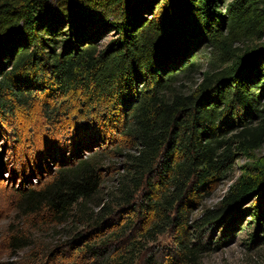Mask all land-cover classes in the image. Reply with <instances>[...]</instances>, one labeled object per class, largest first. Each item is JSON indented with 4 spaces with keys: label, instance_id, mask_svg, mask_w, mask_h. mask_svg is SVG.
<instances>
[{
    "label": "trees",
    "instance_id": "trees-1",
    "mask_svg": "<svg viewBox=\"0 0 264 264\" xmlns=\"http://www.w3.org/2000/svg\"><path fill=\"white\" fill-rule=\"evenodd\" d=\"M263 38L264 0H0V109L57 94L75 125L72 158L17 188L0 264H178L232 237L243 212L251 244L264 238V157L190 218L233 156L264 144ZM120 136L134 148L113 151L123 159L104 191V145ZM167 231L174 246L147 254L142 241Z\"/></svg>",
    "mask_w": 264,
    "mask_h": 264
},
{
    "label": "rangeland",
    "instance_id": "rangeland-1",
    "mask_svg": "<svg viewBox=\"0 0 264 264\" xmlns=\"http://www.w3.org/2000/svg\"><path fill=\"white\" fill-rule=\"evenodd\" d=\"M114 36L115 33L112 32L104 36L100 35L97 38L99 47L103 48ZM252 44L258 45L259 42L254 41ZM210 50L211 46L208 44L201 48V52L206 54V59H203V69L207 66ZM211 57L213 58V55ZM199 78L200 74H196L190 81H184V89L191 91ZM64 98L57 94L48 96L35 92L27 105L21 106L8 99V106L0 109V175H2V178L0 176V255L3 259L10 258V252L5 249L1 238L10 223L16 220L14 199L17 188L32 187L45 181L60 162L72 158V151H69L63 142L67 139V128L75 125L69 119L72 113L67 115L68 102L64 103ZM67 121H70L69 124ZM52 144L55 146L60 144L63 148L53 149ZM116 144H120V149L115 148ZM104 146L106 151L103 153L101 165L105 169L103 188L106 191L112 186L116 177V168L123 159L122 155H116L113 151L129 153L132 152L134 145L127 138L120 136L116 142L105 143ZM92 151H94L93 145L85 146L81 149L80 156L88 155ZM260 157H264V144L253 150L250 156L237 152L231 159L230 170L203 196L198 207L191 213V220L200 217L206 209L217 206L232 179L248 169L253 161ZM252 199L253 197L247 200L244 207L251 204ZM248 215L249 212H243L239 220L240 227L233 232L232 237L220 243L218 247L193 258L186 256L178 264H264L263 233H260L259 238L251 244L250 234L254 229L253 225L249 224L251 220ZM237 221L238 219L235 223ZM191 232L196 233L195 230ZM197 232L206 237L210 230L202 227ZM221 232V228H214L212 234L214 239L219 237ZM33 234H35L34 239L37 238L40 241L39 246L46 247L53 241L49 236L50 233L41 235V238L37 233ZM142 244L145 245L147 254L154 252L161 254L166 248L174 246V237L172 231H167L159 234L152 241H142Z\"/></svg>",
    "mask_w": 264,
    "mask_h": 264
}]
</instances>
